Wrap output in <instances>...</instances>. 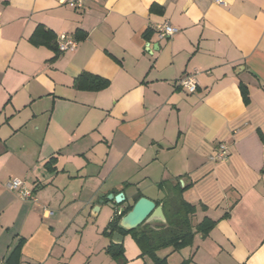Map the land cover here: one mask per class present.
<instances>
[{
  "label": "crops",
  "instance_id": "crops-1",
  "mask_svg": "<svg viewBox=\"0 0 264 264\" xmlns=\"http://www.w3.org/2000/svg\"><path fill=\"white\" fill-rule=\"evenodd\" d=\"M60 1L0 0V264H150L130 235L113 257L115 214L98 219L139 195L163 206V183L181 184L194 228L217 222L170 248L175 264H264V0ZM164 23L179 33L159 39ZM38 28L49 44L32 43ZM62 34L75 51L56 50ZM81 75L109 85L87 90ZM222 142L229 157L214 162ZM14 178L38 205L6 188ZM119 193L121 207L106 199Z\"/></svg>",
  "mask_w": 264,
  "mask_h": 264
},
{
  "label": "trees",
  "instance_id": "trees-1",
  "mask_svg": "<svg viewBox=\"0 0 264 264\" xmlns=\"http://www.w3.org/2000/svg\"><path fill=\"white\" fill-rule=\"evenodd\" d=\"M51 37L45 32L44 28H38L31 41L34 45L40 43L49 44ZM58 52V48L56 49ZM83 80H89V85L84 86L87 90L99 91L108 87L109 83L106 80L81 75L78 79L77 85L82 87ZM84 88V89H85ZM247 88L241 85V92L245 104L249 103V95ZM167 186V187H165ZM168 183H163L162 188L166 191V200L162 206L164 214L167 219V224H145L132 231H127L120 228L121 219L132 211L134 205L126 207L120 214L116 211L113 221L109 224L107 231H109V238H113L114 233H119L122 236L130 235L133 241L136 242L142 252V256L149 257L151 260L150 264H169L167 257L161 258L158 256V252L162 249L171 248L173 252H179L184 248L192 246L194 237L197 233L203 237H207L208 234L216 227L217 222L208 218L204 219L201 223L197 224L194 228L192 225V217L196 213V207L187 203L182 198V187L178 183L169 188ZM143 196L139 195L136 197V202ZM107 199V198H106ZM105 199V201H107ZM125 202L118 205L123 206ZM136 204V203H135ZM157 206H161L156 203ZM108 252L117 258L124 257V245H116L113 242L108 246ZM192 259L185 260L181 264H191Z\"/></svg>",
  "mask_w": 264,
  "mask_h": 264
},
{
  "label": "built area",
  "instance_id": "built-area-1",
  "mask_svg": "<svg viewBox=\"0 0 264 264\" xmlns=\"http://www.w3.org/2000/svg\"><path fill=\"white\" fill-rule=\"evenodd\" d=\"M91 0H61L60 4L67 6L68 8L81 11L86 9L87 5ZM215 4L226 5L225 0H212ZM156 33L159 39L172 38L179 33V29L171 26L168 23L163 25H158ZM78 42L76 39L70 37L67 34H62L58 38V50L60 53L73 52L77 49ZM179 86L186 90L188 93L193 94L197 91V82L194 76H186L182 78L179 82ZM231 145L227 142H222L218 145L216 153L211 156L214 162H224L228 159L230 153ZM6 188L10 192L16 193L22 200L31 201L38 205V201L35 198L32 190L28 189L25 182L19 178L11 179L7 182ZM44 208V207H43ZM46 209V208H44ZM47 211V210H46ZM52 211H49V215H53Z\"/></svg>",
  "mask_w": 264,
  "mask_h": 264
},
{
  "label": "water",
  "instance_id": "water-1",
  "mask_svg": "<svg viewBox=\"0 0 264 264\" xmlns=\"http://www.w3.org/2000/svg\"><path fill=\"white\" fill-rule=\"evenodd\" d=\"M109 201L115 202L120 205L125 201L123 193L118 195H109L107 197ZM104 201L102 200L101 203ZM100 207L95 208L94 212H98ZM167 224V219L164 214L162 206H157L154 201H151L147 197H141L134 205L131 212L124 216L120 221V228L127 231H132L141 225L145 224ZM116 245L124 243V236L119 233H114L112 241Z\"/></svg>",
  "mask_w": 264,
  "mask_h": 264
},
{
  "label": "rangeland",
  "instance_id": "rangeland-1",
  "mask_svg": "<svg viewBox=\"0 0 264 264\" xmlns=\"http://www.w3.org/2000/svg\"><path fill=\"white\" fill-rule=\"evenodd\" d=\"M153 192H154V190H153ZM153 192H148V194L149 195H154L153 194ZM101 201L102 200H100L99 201V203H101ZM97 203V202H96ZM127 203V202H126ZM98 204V203H97ZM133 204V203H132ZM131 204V205H132ZM103 205V204H102ZM97 207H100V206H96L95 208H97ZM95 208L93 209V210H91V209H89L88 210V213L89 214H92L93 215V213H94V211H95ZM110 212V213H109ZM104 211L103 213H102V215L99 217V219H98V223L100 224V222L102 223V224H104V225H107V223H108V221L110 220V218H111V216L112 215H114L115 214V212L114 211ZM107 214V215H106ZM96 220V219H95ZM151 225H154V224H151ZM105 227V226H104ZM170 252H172L171 251V249L170 248H166V249H162V250H160L159 251V256H161V257H165V256H168V255H170ZM169 257V259H170V263L171 264H175L176 263V261L178 260V255L177 254H175V255H172V257L171 256H168ZM168 259V258H167Z\"/></svg>",
  "mask_w": 264,
  "mask_h": 264
}]
</instances>
